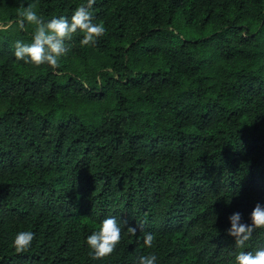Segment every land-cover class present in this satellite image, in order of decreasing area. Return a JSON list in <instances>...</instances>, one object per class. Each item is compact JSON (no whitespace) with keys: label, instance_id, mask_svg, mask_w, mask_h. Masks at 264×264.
<instances>
[{"label":"trees","instance_id":"1","mask_svg":"<svg viewBox=\"0 0 264 264\" xmlns=\"http://www.w3.org/2000/svg\"><path fill=\"white\" fill-rule=\"evenodd\" d=\"M85 2L24 0L46 20ZM18 7L0 0V264H233L264 246V229L243 248L226 231L264 205V0H94L105 34L78 30L57 67L14 56L35 27ZM109 215L121 240L95 258Z\"/></svg>","mask_w":264,"mask_h":264},{"label":"clouds","instance_id":"2","mask_svg":"<svg viewBox=\"0 0 264 264\" xmlns=\"http://www.w3.org/2000/svg\"><path fill=\"white\" fill-rule=\"evenodd\" d=\"M17 16L15 24L18 29H24L27 24L34 25V31L30 42L21 39L14 41V56L25 64L42 65L47 64L57 67L60 59L67 52L66 41L72 39L78 30L83 33L79 43L89 45L103 36L106 28L103 23L94 22L92 4L94 0H86L85 3L77 5L72 10L71 16H52L46 20L35 10L33 3L18 0ZM12 21L3 25L7 28ZM228 219L230 227L227 234L235 238L237 248L245 247V243L250 240L254 230L264 229V205L257 203L251 212V222H244L239 211L233 212ZM126 223V221L124 222ZM122 222L114 215H109L102 219L99 228L87 235L86 243L90 250V255L95 258H102L111 254L121 240ZM135 232V228H131ZM35 233L31 230L18 231L13 240L12 246L17 252H21L31 247ZM144 241L151 245L153 234H144ZM137 264H157V256L154 253L141 255L137 259ZM233 264H264V246L257 247L255 251H238L234 255Z\"/></svg>","mask_w":264,"mask_h":264}]
</instances>
